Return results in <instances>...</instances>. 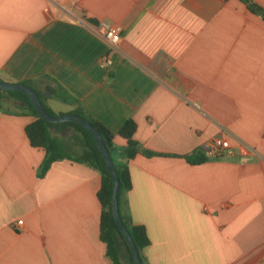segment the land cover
Instances as JSON below:
<instances>
[{"label":"crops","instance_id":"0c3cea01","mask_svg":"<svg viewBox=\"0 0 264 264\" xmlns=\"http://www.w3.org/2000/svg\"><path fill=\"white\" fill-rule=\"evenodd\" d=\"M100 24L120 30L117 49L95 33ZM0 80L30 85L54 116L103 124L120 162L119 131L136 123L134 139L156 155L128 160L132 188L119 209L147 230L144 264H263L264 18L247 2L0 0ZM36 119L0 89V264H114L100 172L65 158L40 177L46 150L26 133ZM52 134L82 154L76 128ZM218 136L256 153L186 159Z\"/></svg>","mask_w":264,"mask_h":264},{"label":"trees","instance_id":"16d2710c","mask_svg":"<svg viewBox=\"0 0 264 264\" xmlns=\"http://www.w3.org/2000/svg\"><path fill=\"white\" fill-rule=\"evenodd\" d=\"M244 1L248 3L250 9L254 13L264 18V8H262L256 2H254V0H244ZM11 92L13 94L20 96L22 98V102L27 107V109L37 118L36 121H34L33 123L27 126L26 133L30 139L31 144L34 147L44 148L46 150V157L39 171V176L44 177L55 161L65 158L72 159L77 162L85 163L90 167L98 170L102 176V186L99 191V199L103 207L102 219H101V238L102 241L106 243L107 255L114 264H122V258L120 252V246L122 245L125 247L128 253L129 264H135L130 247L126 242L123 233L119 229L113 217V212H112L113 180L106 168V163L104 161V158L102 156L99 147L97 146V143L93 135L87 129L74 122L53 124L43 120L39 116L37 110L34 108L30 98L25 93L18 91H11ZM45 108L51 115H55L47 107ZM86 119H88L92 123V125H94V127L101 133V135L103 136L106 142L107 147L112 153L121 183V190L119 196V205H120L124 195L127 192H129L132 188V180H131L128 160L132 159L138 153H142L149 157L156 155V153L143 148L134 139V135L137 130V125L133 120H129L124 124V126L119 131V134L128 140L127 149L123 152L124 161L123 162L117 161L114 155L115 145H114L113 132L94 119H89V118ZM64 126H72L76 128L80 132L83 138L84 150L82 154L77 158H74L70 154H68L61 146L60 142L52 134V129L58 130L59 128H63ZM186 159H188L190 162L195 163V162H203L207 160V157L205 155H198L196 156V158L187 156ZM121 217L124 220L126 226L128 227L141 254L142 250L150 244V239L148 237L145 226L132 224L122 215Z\"/></svg>","mask_w":264,"mask_h":264},{"label":"water","instance_id":"95a60500","mask_svg":"<svg viewBox=\"0 0 264 264\" xmlns=\"http://www.w3.org/2000/svg\"><path fill=\"white\" fill-rule=\"evenodd\" d=\"M0 89L25 93L30 98L39 116L47 122L53 124L74 122L87 129L93 135L97 143V146L99 147L102 156L104 158V161L106 163V168L113 180L112 212H113L114 220L118 225L119 229L121 230V232L123 233L125 240L130 247L135 264H144L140 251L120 214V209H119V196L121 190L120 178L117 173V168L112 153L107 147L106 142L103 136L101 135V133L94 127V125H92V123L88 119L84 118L83 116L77 114H69V115H61V116L51 115L46 110L38 93L35 91L33 87H31L28 84L12 83V82H6L0 80Z\"/></svg>","mask_w":264,"mask_h":264},{"label":"built area","instance_id":"2783aa9c","mask_svg":"<svg viewBox=\"0 0 264 264\" xmlns=\"http://www.w3.org/2000/svg\"><path fill=\"white\" fill-rule=\"evenodd\" d=\"M95 33L102 38L110 47V49H117L119 44L122 41V35L120 30L109 26L107 24H100L96 27ZM100 65L103 68H111L114 64L113 59L109 54H106L100 58ZM201 150L204 152L207 158L214 157H223L229 155L239 154L240 156H249L256 153V150L248 145L245 142L240 141L237 150H234V147L221 136L211 138L207 140L202 146ZM23 221H19V224H22ZM264 264V259H263Z\"/></svg>","mask_w":264,"mask_h":264}]
</instances>
